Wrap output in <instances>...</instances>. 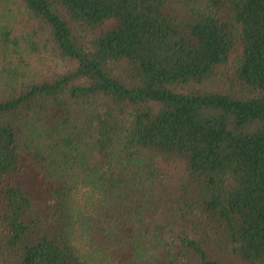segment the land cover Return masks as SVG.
Masks as SVG:
<instances>
[{"label": "trees", "instance_id": "16d2710c", "mask_svg": "<svg viewBox=\"0 0 264 264\" xmlns=\"http://www.w3.org/2000/svg\"><path fill=\"white\" fill-rule=\"evenodd\" d=\"M19 1L30 30L0 23V264H264V0ZM43 41L72 66L31 69ZM237 46L250 95L175 88Z\"/></svg>", "mask_w": 264, "mask_h": 264}, {"label": "rangeland", "instance_id": "374dc122", "mask_svg": "<svg viewBox=\"0 0 264 264\" xmlns=\"http://www.w3.org/2000/svg\"><path fill=\"white\" fill-rule=\"evenodd\" d=\"M0 23H6L17 31V33L19 32L23 34L27 33L31 28V21L28 17V13H26L24 5L20 3L19 0H0ZM111 25L112 20H108L102 26V29ZM74 31L87 42H89V39L97 33V31L91 28H85L79 24L74 25ZM38 47L40 52L35 55L32 53L31 58H29V61H31V69L58 73L68 69V66H72V62L65 61L62 57L55 54L51 45L47 44L45 41L40 42ZM239 55L240 47L237 46L231 52L227 63L218 66L215 70V74L204 83L200 85L188 83L176 86L175 88L180 91H190L196 88H202L209 91L230 92L237 96L250 95L251 93L248 88L238 82L234 75V69ZM113 69L116 73H121L125 67L124 64L120 62L115 64ZM223 264H241V261L232 256H224Z\"/></svg>", "mask_w": 264, "mask_h": 264}]
</instances>
